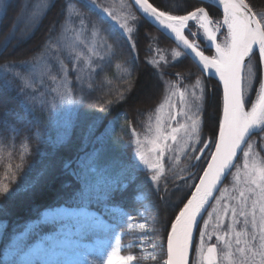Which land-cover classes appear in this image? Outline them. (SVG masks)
Returning <instances> with one entry per match:
<instances>
[{"label": "trees", "instance_id": "trees-1", "mask_svg": "<svg viewBox=\"0 0 264 264\" xmlns=\"http://www.w3.org/2000/svg\"><path fill=\"white\" fill-rule=\"evenodd\" d=\"M245 1L255 14L264 17V0ZM47 2L28 23L19 21L25 0H6L0 12V264H8L2 252L26 228L22 250L55 229L57 222L35 223L45 209L86 207L116 222L117 213L110 207L125 209L136 218L138 209L143 208L142 202L135 200L138 194L144 195L147 211L153 215L154 233L165 245L169 229L213 146L196 163L193 154L192 158L184 156L178 166L166 167L155 183L151 173L135 159L132 131H141L160 102L166 84L163 79L182 86H193L200 80L204 99L197 152L217 135L220 85L205 77L183 52L181 58L173 60L171 50L179 49L130 0L96 3L120 15L130 12L136 16L128 21L134 29V47L118 26L101 21L89 0ZM149 2L173 15L204 7L213 23L222 19L218 8L202 0ZM93 24H101L108 34L99 33L91 44L95 52H90L84 44L94 41ZM79 26L85 31L80 38L84 43H78L73 52L69 43ZM193 29L191 24L186 34L190 40ZM220 34L224 35L225 29ZM204 52L210 55L212 50ZM254 64L256 77L248 108L262 79L258 55ZM248 144L252 145L250 155L264 163V132L254 133L245 150ZM107 149L115 152L113 159L108 158ZM100 160L103 162L99 164ZM233 171L222 188L230 182ZM31 222L34 225L30 227ZM201 224L189 264H199L195 251ZM164 259L163 247L156 262ZM90 260L100 264L96 257Z\"/></svg>", "mask_w": 264, "mask_h": 264}, {"label": "snow or ice", "instance_id": "snow-or-ice-1", "mask_svg": "<svg viewBox=\"0 0 264 264\" xmlns=\"http://www.w3.org/2000/svg\"><path fill=\"white\" fill-rule=\"evenodd\" d=\"M93 9L100 15L101 21L110 22L111 25L118 26L122 34L131 41L134 29L129 26L128 21L135 20L136 16L130 12L120 15L108 7L101 8L96 0H89ZM136 6L144 17L148 18L161 29L166 30L175 40L177 47L182 48L184 53L191 55L205 73L218 77L223 86V109L222 117L219 119V135L211 141H205L204 146L199 149L202 156L208 155L214 144V151L210 152L211 159L207 167L203 170V175L199 176V183L195 185V190L187 203L183 205L175 221L171 225V231L167 236V264H188L190 245L193 240L194 230L206 205L222 181V178L231 169L234 160L242 147L248 143V137L256 132H264V78L256 90V98L248 108L249 93L253 88V81L256 77V66L254 60L259 56V63L264 67V17L252 12V9L245 0H218L223 8V22L213 21L209 18V13L204 7H197L193 11H188L184 15H173L168 11L159 10L149 0H134ZM130 7V6H129ZM194 22L199 30L203 32V38L209 47H214L215 55L208 56L201 50L196 42L199 31L191 32L194 38L190 40L185 32L189 30L190 24ZM83 23V21H81ZM226 28L227 32L223 39L218 37V33ZM107 31L101 24H93L92 36L95 38L99 33ZM76 40L84 43L78 35ZM103 41L104 37H100ZM111 48V45H105ZM134 47V42H132ZM75 50V44L73 45ZM90 52H95V48H90ZM159 51V49H157ZM79 55V53H77ZM173 60L182 57V52L173 49ZM164 59L163 56L160 57ZM55 79V77H53ZM175 85H173V88ZM199 89V95L196 93ZM181 103L185 105L179 115H184L190 121L183 124L181 136L177 135L180 129L171 130V140L180 145V150L192 147L200 141L201 118L200 111L204 99V87L200 80L195 82L192 90V101L185 99V93L181 92ZM163 107V105L161 106ZM159 111V110H158ZM175 119V116L172 117ZM157 131L160 139L167 140L168 135L162 134V118L157 116ZM252 145L248 144V151L243 152L245 158L244 176L245 183L249 185L240 189V195L236 198V205L220 204L217 198V206L213 212L217 214V225L213 229L219 231L221 222L220 211L225 213L231 210L233 215L232 225H229L230 232H235L236 252L240 254L238 264H264V163H257L254 159L251 164L248 162ZM159 155H163V150H159ZM141 159L146 165L157 169L152 180H157L161 174L158 160L145 158ZM199 161L201 156H196ZM195 166V165H193ZM239 173V169L237 170ZM255 185V187H251ZM7 188L3 189V192ZM243 217L245 229L251 226V231L241 230L236 232L233 225L236 224V217ZM207 225V221H205ZM143 227V225H141ZM205 236L211 237V233L201 230L200 237L203 241ZM217 240L224 241L229 248L232 241L217 235ZM258 241V243H257ZM199 255L203 257L204 264H219L215 246H204L197 249ZM132 255L121 256L118 249L113 248L107 256V264H129L133 261Z\"/></svg>", "mask_w": 264, "mask_h": 264}, {"label": "rangeland", "instance_id": "rangeland-1", "mask_svg": "<svg viewBox=\"0 0 264 264\" xmlns=\"http://www.w3.org/2000/svg\"><path fill=\"white\" fill-rule=\"evenodd\" d=\"M5 1L0 0V12ZM47 1L25 0L19 20L20 23H28L33 20L47 6ZM192 24L194 25V29L191 31L200 32V35L195 39L200 45L201 50L204 51V48L208 45L203 38V32L198 29V26L194 22ZM226 32L225 30V34ZM84 34V28L82 29V26H79L74 38L72 37L69 43L71 51H76L73 50V45L75 44L76 48L79 43L76 37L79 35L82 38ZM224 35L218 33L220 39H223ZM192 39L194 38L192 37ZM92 42L91 39L89 43L84 44V47L87 46L86 49L89 50ZM78 47L80 46L78 45ZM213 55H215V50L208 56L211 57ZM87 61L90 62V57L87 58ZM173 85H175L174 88ZM193 86H182L177 82L167 81L164 85L163 96L156 105L151 117L146 119L140 132L132 131L135 159L143 168L151 173V177L156 175L157 169L146 165L141 159V155L143 154L147 159L159 161L161 174L157 180H153L155 183L159 182L160 178L165 174L166 167L178 166L184 156L192 158V155L198 152H196V147L200 141L195 145L196 150L192 147L180 150V145L171 140L172 129H180L181 125L190 123L186 116L179 115L181 109L185 107L181 103L180 94L184 92L185 99L191 102ZM196 93L197 95L200 94L199 89H196ZM162 105L163 107H161ZM158 115L162 118V134L168 135L169 138L166 141L160 139L157 143L158 136L160 135L157 131ZM173 116H175V119L172 118ZM182 134L183 129H180L177 135L181 136ZM157 149L163 150V155H159ZM244 151H248V149ZM243 152L241 153L240 163L234 167L230 182L222 188L217 197L220 198L221 205L228 204L229 206H235L237 203L236 198L240 195L239 190L249 186L244 182L245 158ZM106 153L109 155L108 158L113 159L115 157V152L111 149H107ZM103 158L106 159V156H103ZM253 159L257 163H261L259 159H255L250 155L248 158L249 164L252 163ZM102 162L103 160H100L99 164ZM91 168L90 170L93 171V168ZM251 187L254 188L255 185ZM217 198L215 202L213 201L214 205L208 209L202 220L200 232L201 230H206L211 233V237L205 236L202 241L199 234L195 251L196 262L204 264L203 257L197 251L201 247V244H203L204 251L209 245L216 247L219 264H238L240 254L236 252V248L243 247V244L239 246L235 245V232H230L229 230V225H232L233 222L231 210L226 213L223 210L220 211L221 222L219 224V231L213 230L217 225V214L213 212V208L217 206ZM135 200L143 204V208L138 209L136 218L125 209L115 206L110 207L112 211L117 213L116 222H110L100 212L86 207L61 205L45 209L40 214V220L35 223L40 221L57 222L55 229L37 237L36 240L22 250V240L25 237L26 228L12 238L2 252V259L7 261L8 264H93L90 257H96L100 264H107V256L115 247L118 249L119 255H132L134 257V260L129 262V264H165V259L161 263L156 262L165 245L161 237L154 233L153 215L147 211L148 204L144 201V195L138 194ZM235 219L237 222L233 227L236 232L241 230L251 231L250 225L245 229L243 217L237 216ZM205 221H207V225H205ZM33 225V222L29 224L30 227ZM2 228L3 226L0 224V235ZM98 233H101V235ZM217 235L230 239L232 247L229 248L225 245L224 241L217 240Z\"/></svg>", "mask_w": 264, "mask_h": 264}, {"label": "water", "instance_id": "water-1", "mask_svg": "<svg viewBox=\"0 0 264 264\" xmlns=\"http://www.w3.org/2000/svg\"><path fill=\"white\" fill-rule=\"evenodd\" d=\"M130 1H131V3L134 5V7L139 11L138 6H136L135 3H134V0H130ZM202 1H206V2H208V3L212 4V5H214L215 7H217L218 9H220L221 11H223V8H222L221 5H219L218 0H202ZM245 2H246V1H245ZM249 7H250V6H249ZM252 12H253V11H252ZM139 13L143 16V14H142L140 11H139ZM253 13H254V12H253ZM143 17H144V16H143ZM144 18H145V19H146V20H147V21H148V22H149V23H150L155 29H157V30H158L159 32H161L165 37H167L168 39H170V40L174 43V45L177 47V44H176L175 40L172 38V36H171L166 30L161 29L158 25H155V24H154L153 22H151L148 18H146V17H144ZM177 48H178V47H177ZM209 48H214V47H209ZM178 49H180V50L184 53V50H183L182 48H178ZM184 54L187 55V56H188V57H189V58H190V59L196 64V66L199 68V70L201 71V73H202L205 77H207V78H211V79H213V80H215V81H217V82L219 83L220 88H221V98H222V107H221V116H220V118H221V117H222V109H223V86H222V84H220L218 77H214V76H212V75L209 74V73H205V72H203V71L201 70V67L198 65V63L194 60V58H193L191 55H188V54H186V53H184ZM257 54H258V51H257ZM263 78H264V67H263ZM256 132H257V131H256ZM256 132H254V133H256ZM254 133H252V134L248 137V140H249V138H250ZM218 135H219V127H218V131H217V136H216V137H218ZM245 145H246V144H245ZM245 145L242 147V149H241L240 152L238 153L237 157L235 158V160H234V164H233V166L231 167V169H230V170L226 173V175L222 178V181H221V182L219 183V185L217 186V189H216L215 192L213 193V196L210 198L209 203L206 205V208L203 210L201 216L199 217L198 223H197V225H196V227H195V230H194L193 240H192V243H191V245H190L188 264H189L190 253H191V250H192L193 241H194V237H195V234H196L197 228H198V226H199V224H200V222H201L203 216L205 215L206 211L208 210L209 206L211 205L212 201L214 200L216 194L218 193L219 189L221 188L222 184L225 182V180L227 179V177H228V175L230 174L231 170L233 169L234 165L236 164V162H237V160H238V158H239L241 152L243 151ZM214 150H215V149H214V146H213L212 151H214ZM197 156H202V154L199 152V154H198ZM210 159H211V156H209V158H208V160H207V162H206V164H205L203 170L207 167V163H208V161H210ZM195 160H196V159H195ZM203 170H202L200 176L203 175ZM198 183H199V178H198L196 184H198ZM196 184H195V185H196ZM194 190H195V186L193 187L191 193L189 194V196H188V198L186 199V201L184 202V204L187 203V200L191 197V194H192V192H193ZM184 204H183V205H184ZM183 205H182V207L180 208V210L183 208ZM180 210H179V212H180ZM179 212H178V214H179ZM178 214H177V215H178ZM174 221H175V219H174ZM170 231H171V228H170L169 232H170ZM169 232H168V233H169ZM167 236H168V235H167ZM212 246H214V245H212ZM205 252H206V250H205ZM203 263H204V261H203ZM166 264H167V239H166Z\"/></svg>", "mask_w": 264, "mask_h": 264}, {"label": "bare ground", "instance_id": "bare-ground-1", "mask_svg": "<svg viewBox=\"0 0 264 264\" xmlns=\"http://www.w3.org/2000/svg\"><path fill=\"white\" fill-rule=\"evenodd\" d=\"M226 29V28H225ZM227 30V29H226ZM163 81L166 83V81L163 79Z\"/></svg>", "mask_w": 264, "mask_h": 264}]
</instances>
